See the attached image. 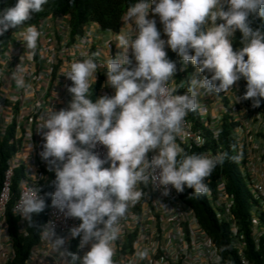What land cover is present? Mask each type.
<instances>
[{"label":"clouds","instance_id":"obj_1","mask_svg":"<svg viewBox=\"0 0 264 264\" xmlns=\"http://www.w3.org/2000/svg\"><path fill=\"white\" fill-rule=\"evenodd\" d=\"M48 2L5 3L0 8V37L19 29L28 54L35 55L43 33L28 22L44 12ZM150 13L159 17L166 40ZM120 20L121 31L113 33L115 56L110 55L105 64L98 61V52L73 60L64 74L71 81L70 101L59 110L49 106L40 116L39 156L47 171L54 173V191L42 195L35 173L30 176L31 186L21 181L25 190L18 214L28 227L38 230L57 264H114L121 221L146 197L144 188H161L163 196L172 189L183 193L187 188L199 198L210 192L206 181L218 166L240 159V154L228 151L190 154L177 142L187 134L189 113L207 110L202 95L219 97L243 79L246 88L242 96L234 95V102L251 100L255 109L264 101V23H257L264 21V0H135ZM237 32L238 46L234 43ZM168 49L177 60L168 58ZM189 63L196 71L170 86ZM100 67H106L105 86L114 94L93 101ZM26 76L21 62L11 69L17 90L31 88ZM98 146L106 149L103 158ZM149 153H154L150 159ZM48 198L65 220L79 221L65 235L57 233L54 220L41 225L34 219L49 207ZM77 237L78 249L73 252L70 242ZM219 251H227V246ZM135 256L147 259L149 248L139 249ZM222 259L216 255L215 264Z\"/></svg>","mask_w":264,"mask_h":264},{"label":"built area","instance_id":"obj_2","mask_svg":"<svg viewBox=\"0 0 264 264\" xmlns=\"http://www.w3.org/2000/svg\"><path fill=\"white\" fill-rule=\"evenodd\" d=\"M31 24H35L43 33L35 55L28 54L19 29H11L0 48V153H6L3 167L0 168V228L5 229V233L0 232V264H57L38 230L32 228L31 231L18 214L17 205L25 190L21 181H28L31 186L30 176L35 173L38 187L44 189L48 185L45 189L54 191L51 186L54 173L47 171V165L39 156L43 143L36 132L41 123L40 116L49 106L59 110L70 101L67 87L71 81L64 77L70 63L84 58L85 53L98 52V61L105 64L109 56H115L118 51L113 33H118L123 27L121 20L117 32L88 22L80 30L73 31L67 14L47 15ZM20 62L25 66L26 80L31 84V88L24 91L17 90L10 79L11 69ZM106 70V67L97 69V79L92 89L93 101L102 95L114 94L112 88L105 86ZM170 86L173 87V83ZM186 87L180 90L183 92ZM245 88L246 81L241 79L238 86H233L234 92L220 94L219 102L212 108L209 103L213 96L202 95L201 101L206 104L207 110L197 111L196 115L200 126L209 131L212 139L217 138L221 122L219 117L226 114L236 123L233 135L240 154L238 170L250 192L260 200L258 206L250 208V239L257 251L264 236V225L259 220L264 215V117L257 112L247 111L243 105L241 110L235 108L234 95L242 96L241 90ZM255 128L261 130V139L257 141L253 139L257 134ZM185 130L187 134L177 140L182 147H201L205 144L203 130L194 129L188 117L185 118ZM31 145L33 148L30 152ZM97 151L103 158L106 149L98 146ZM217 152L218 148L214 153H206ZM153 154H148L149 159ZM144 191L146 197L131 207L127 218L121 221L122 234L116 242L114 264H215V256L218 255L215 245L200 226L193 210L179 198L176 191L172 189L168 196H163V189L153 185L144 188ZM205 196L212 199L209 206L217 223L228 224L229 245L236 254L238 264H253L245 255L243 236L231 216V198L225 191L221 177L216 181L214 193L209 192ZM157 201L167 208L161 207ZM46 203L49 207L45 209L44 218L39 224L54 220L60 235H65L70 227L79 224L78 220H65L51 207L50 198ZM25 241L29 244L17 263L16 243L22 248ZM70 245L71 251H77L79 238L72 239ZM143 247L149 248V257L140 260L135 253Z\"/></svg>","mask_w":264,"mask_h":264},{"label":"trees","instance_id":"obj_3","mask_svg":"<svg viewBox=\"0 0 264 264\" xmlns=\"http://www.w3.org/2000/svg\"><path fill=\"white\" fill-rule=\"evenodd\" d=\"M15 2L16 0H0V8H2L5 3L11 6ZM134 2L135 0H74V2L70 4L69 0H49L48 4L44 6L45 11L35 14L33 19L28 23H35L37 20L47 15L67 14L69 15V21L73 31L80 30L81 26L85 23L94 22L98 24L101 29H108L113 32H117L122 15L126 12L127 7ZM257 23H264V21H257ZM10 30L4 36L0 37V48L5 44ZM235 39L234 43L238 46L240 39L239 32L235 34ZM235 46L236 45H234V47ZM167 53L169 59H178L176 54L170 49H168ZM193 69L194 67L190 65L187 66L185 71H178L175 76L176 80L173 83L177 86L180 81H186L187 79L183 75L184 72H191ZM181 75H183L182 79ZM251 103V100L247 101V104L250 107ZM252 111L257 112L264 117V101L261 102V106L259 108H252ZM187 117L192 123L194 129L201 128V130H203V135L205 137V144L202 147L183 146L187 152L190 154L206 153L207 151L214 153V151L218 148L219 152L228 151L230 155L238 154L237 144L233 135V128L236 123L232 122L228 115H222L216 139H212L209 131L200 126L196 112L189 113ZM5 157L6 153H0L1 169L3 167V160ZM237 164L238 161H226L222 166H218L207 179V183L209 185L210 192L214 193L217 179L219 177L222 178L225 191L231 198V216L234 218L237 229L242 234V239L246 246L245 255L253 264H264V236L261 238L259 249L255 251L251 243L249 231L250 206L246 200L249 193L244 185L242 177L240 176ZM45 188H48V185L42 189V195L48 192V189ZM190 193L191 189L186 188L183 193L177 194L179 198L193 210L200 226L215 245L218 255L223 257L221 264H238L236 254L229 245L230 233L228 224L224 222L217 223L213 210L209 206V203L204 195L196 198ZM44 214L45 211L34 217L37 223L42 222ZM259 220L261 224L264 225V215H261ZM30 230L33 231L32 227H30ZM28 244V241H25L22 248H19V244L16 243L18 253L16 260L17 263L20 262ZM224 246H227V251L220 252L219 250Z\"/></svg>","mask_w":264,"mask_h":264},{"label":"rangeland","instance_id":"obj_4","mask_svg":"<svg viewBox=\"0 0 264 264\" xmlns=\"http://www.w3.org/2000/svg\"><path fill=\"white\" fill-rule=\"evenodd\" d=\"M156 17V16H155ZM166 50V49H165ZM167 51V50H166ZM176 54V53H175ZM177 56V55H176ZM191 63H189L187 66H190ZM194 70H196L194 68ZM191 71V72H184V77L186 79H188L195 71ZM176 84H173V87H175ZM241 105H243L246 109H248L247 111H252V108L247 104V101H243L241 103H237L235 105V108L240 109L241 110ZM220 119V117H219ZM255 137H261L260 133L255 134ZM244 185L249 193V195L246 197L247 203L249 204L250 208H253L254 206H258V204L260 203V200L258 198H256V195L254 193L250 192V188L248 186V184L244 181ZM209 203H212V199L208 197Z\"/></svg>","mask_w":264,"mask_h":264},{"label":"crops","instance_id":"obj_5","mask_svg":"<svg viewBox=\"0 0 264 264\" xmlns=\"http://www.w3.org/2000/svg\"><path fill=\"white\" fill-rule=\"evenodd\" d=\"M149 18H150V19H156V21H157V28H158V30L161 31V34H162V35H161V38L166 40L167 37H166L165 35H163V25L160 24V22H159V17H158V16L153 17V16L151 15V13H150ZM166 50H167V48H166ZM194 71H196V70H194ZM218 99H219L218 97H214V96H213V100H212V102L209 103V107H210V108L214 107V105L218 102ZM254 131H256L255 133H261V130H260L259 128H255ZM253 139H254V141H257V140H259V139H261V138H259V137H254Z\"/></svg>","mask_w":264,"mask_h":264}]
</instances>
